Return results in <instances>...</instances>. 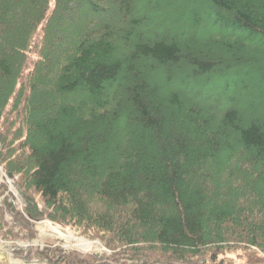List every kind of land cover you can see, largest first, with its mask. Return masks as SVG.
Instances as JSON below:
<instances>
[{
	"label": "trees",
	"instance_id": "trees-1",
	"mask_svg": "<svg viewBox=\"0 0 264 264\" xmlns=\"http://www.w3.org/2000/svg\"><path fill=\"white\" fill-rule=\"evenodd\" d=\"M108 2L0 0V167L23 201H1L0 240L49 221L109 254H14L264 264V0Z\"/></svg>",
	"mask_w": 264,
	"mask_h": 264
},
{
	"label": "rangeland",
	"instance_id": "rangeland-1",
	"mask_svg": "<svg viewBox=\"0 0 264 264\" xmlns=\"http://www.w3.org/2000/svg\"><path fill=\"white\" fill-rule=\"evenodd\" d=\"M107 1L110 2V0H107ZM108 3L106 5H103L102 7L109 9L110 13H113L114 20L119 23L117 25L123 26L120 22L121 14L117 11V5L115 4L109 5ZM160 14L164 16V13H160ZM75 15L76 17L73 20H71L72 24L81 23L83 20L82 18L85 17L86 15L87 17L91 16V14L88 13V11L84 7L82 8L80 7L78 10H76ZM104 21L107 22L108 19L106 18ZM69 25L71 26V22L69 23ZM201 36L198 35V39L199 38L200 40L204 38L206 39V37L202 38ZM69 39H67V37L63 38V43L60 46L62 47L64 45V42H67ZM27 109L28 111L30 110V105L27 106ZM0 186L3 187L0 189V202L5 197H7L9 202L12 201L13 198L15 200L17 199L16 200L17 208L19 210H22V205L20 201L22 199L19 196L16 183L13 180H9L6 177H3L1 175ZM6 218L8 220V223L11 224L10 223L11 221L9 220V218L8 217ZM29 228L33 233H35V237L33 240H29V239L24 240L23 238H20V236H18V238H15L14 241L2 242L0 240V263L1 264H45V263L39 262L38 259H34L33 261L27 262V263L24 262V259L20 258L19 254L17 255L14 254L13 251L16 249L43 250L47 247H50L53 249L60 247L64 250L72 249V250H77L83 253H94L97 255H104L105 253L109 254V252L103 247V245L100 243L99 240L90 241L86 239L85 237H83L77 231H73L70 228H64L60 225L51 223L49 221L35 222L34 225L29 226ZM14 231L17 232L18 230L14 229ZM84 243H90L91 246L88 249H86L83 246H81ZM30 260L31 259H28V261Z\"/></svg>",
	"mask_w": 264,
	"mask_h": 264
},
{
	"label": "bare ground",
	"instance_id": "bare-ground-1",
	"mask_svg": "<svg viewBox=\"0 0 264 264\" xmlns=\"http://www.w3.org/2000/svg\"><path fill=\"white\" fill-rule=\"evenodd\" d=\"M81 246H83L84 248L88 249L91 246V244L90 243H84Z\"/></svg>",
	"mask_w": 264,
	"mask_h": 264
},
{
	"label": "water",
	"instance_id": "water-1",
	"mask_svg": "<svg viewBox=\"0 0 264 264\" xmlns=\"http://www.w3.org/2000/svg\"><path fill=\"white\" fill-rule=\"evenodd\" d=\"M9 177H10V175H9Z\"/></svg>",
	"mask_w": 264,
	"mask_h": 264
}]
</instances>
